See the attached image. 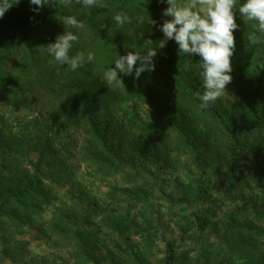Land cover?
Instances as JSON below:
<instances>
[{
  "label": "rangeland",
  "instance_id": "374dc122",
  "mask_svg": "<svg viewBox=\"0 0 264 264\" xmlns=\"http://www.w3.org/2000/svg\"><path fill=\"white\" fill-rule=\"evenodd\" d=\"M242 3L244 0H237V7ZM80 4L86 18L94 15L104 24L121 12L143 18L148 14V23L144 21L142 29L149 32L159 31L163 21L171 19L162 15L167 3L157 0H100L99 5L90 8ZM71 5L48 0L33 11L37 6L20 0L17 8L33 41L12 45L7 39H0V78L18 80L25 70L28 77L25 75L24 81L33 83L25 95L18 91L12 96L9 85L0 89V179L5 183L6 179L31 174L30 162L37 161V150L42 151L46 139L54 152L47 162L58 164L64 173L57 177L60 185L49 189L50 199L41 212L24 214L20 227L10 226V206L6 215H0V264H122L120 258L127 257L125 254L118 261L105 259L109 244H113L107 238H116L106 234L114 232L113 236H117L114 228H122L128 237L124 244H134L133 255L142 252L141 260L146 259L147 264H162L168 255V241L176 247L173 264H242L249 245L238 252L236 241L241 238L245 243L257 242L255 252L264 249V162L255 153L264 145V118L262 125L257 126L246 112L247 105L258 113L264 107V38L257 33L261 42L255 46L248 43L247 36L253 28L251 22L242 20L237 9L235 20L239 27L233 34L238 51L231 57L228 95L206 109L200 108L197 97L204 91L199 77L200 57L179 56L176 42L167 41V47L158 48L157 53L163 58L165 50L171 51L176 61L174 69L171 65L164 75L171 77L168 88L170 94L177 96L174 101L181 108L170 104L166 119L181 118L189 123L182 131L184 139H178L180 130H173L152 109L140 106L132 111L126 103L104 136H100L104 139L103 149L102 141H97L99 135L83 128L56 135L46 133L42 138L43 128L52 122L46 116L42 118L47 108L42 104V83L56 70L52 85L58 95H63L70 92L60 88L71 80L61 76L64 65L57 64L43 46L54 43L65 30L78 34L88 28L85 21H79L82 28L66 29V16L61 17L60 12L69 10ZM151 20L156 23L151 24ZM158 33L156 42L163 39V33ZM71 51L73 55L79 53L75 45ZM260 57L262 64L256 71ZM95 75L94 81L106 83L102 73ZM173 82L193 83L196 91L184 94ZM102 87L109 91L112 86ZM210 108L230 125V131L218 122L216 114L212 117ZM52 128L55 132L56 127ZM101 162L106 169L99 171ZM230 163L229 172L218 170ZM197 189L201 192L199 197ZM59 219L69 225L80 223L82 229L90 225L86 230L98 238L95 250L87 247L76 260L74 248L54 245V238H63L55 233ZM20 250L23 255L10 258Z\"/></svg>",
  "mask_w": 264,
  "mask_h": 264
},
{
  "label": "trees",
  "instance_id": "16d2710c",
  "mask_svg": "<svg viewBox=\"0 0 264 264\" xmlns=\"http://www.w3.org/2000/svg\"><path fill=\"white\" fill-rule=\"evenodd\" d=\"M71 3L72 5L68 8L69 10L61 11L60 15L61 17L73 16L78 21H85L88 28L78 34L73 32L74 35L78 36V41L74 42L73 45H75L77 52L79 51V53H94L95 60L86 63L75 71H72L67 65L63 66L61 76H68L71 80L69 83L64 84L60 90H66V92H70V94L58 95V91L55 90V86L52 85V82L54 81L52 78L56 77V74L54 73L56 70L51 73V76H48L49 78L47 82L42 83V90L44 91L42 93V104L47 105L46 113L43 114L42 118L46 116L47 121L48 118L52 121L51 124L48 122L45 128H43L42 138L46 133H55L56 135L64 130L83 128L91 130L93 133L99 135L97 141H102L103 149H105L103 143L104 139L102 138L104 133L107 131L108 126L110 127L117 118L122 105L129 103V107H132V111L139 109L140 106H147L152 109V111L159 114L161 118H164L166 123L168 121V125L173 130H180L178 132V139L183 140L184 134L182 131L189 127V123L181 118L178 121L166 119V111L170 104L176 106V108H181V105L174 101L177 96H174L175 94H170L168 88L169 85L167 82H171V77L168 76L166 78L164 75L168 67L173 65L174 69V65L176 64L175 59H173V56L169 53L171 51L165 50L163 58L157 53L154 57L155 70L151 72L146 71L138 78L135 77L134 72L131 75L118 73L119 78L123 81L124 88L112 86L108 91L102 87L107 83L99 84L97 81L93 80L96 73H102L104 75V72L108 67H115V64L112 63L118 58L115 53L118 55H126L130 51H140L143 54L146 39H151L154 42L153 47H155V44L157 43L155 40L160 37V34L158 33L160 30H151L150 32L147 30L144 31L142 29L143 24L138 25L136 23L137 16L135 15L130 16L132 17L131 24L117 25L113 20L114 16L109 19V24H104L100 22L98 18L94 17V15L90 18H86L85 9H83L82 6H80L81 4L77 3L76 0H72ZM148 17V14L144 17L146 24L148 23ZM141 33H143L142 36ZM258 35L264 38V35L259 33ZM33 38L34 36H32L24 26V21L19 13L17 4H14L6 11L4 16L0 18V39H7L12 45H18V43L25 45L28 42H32ZM237 44L238 43L235 41L234 53L238 51ZM70 55H73L72 51H70ZM258 61L259 62L254 67L256 71H258V68L262 64V57H260ZM136 66L138 67L139 63H137ZM25 75L26 71L22 70L18 80L8 76L0 78V89H5L9 85L12 90L11 92H13L12 96H15L18 91L24 95L28 94L33 87V83L30 82L29 84L28 81L26 83L24 81ZM27 77L28 75H26V78ZM173 84L184 94H190L194 90L196 91L193 83L187 84L182 82L180 85L179 83L175 84L173 82ZM49 107H51V109H48ZM208 112L212 117L216 114V119L218 117L220 118V121L218 122H221V125L225 127L227 131H230V125L224 122L219 114L217 115V113L213 112L211 108ZM246 112L248 115L252 116L254 125H262L264 107L260 108L258 113L257 109L251 105H247ZM124 116L128 118L127 114H124ZM52 127H56L55 132L52 130ZM101 128L105 129L104 132H102ZM47 135L48 134L45 136ZM47 140L48 139L42 144V151L40 152V149L37 150V161L30 162V167L32 168L31 174H24L21 179L18 177L6 179L5 183L0 179V215L4 216L7 214L6 208L8 206L12 208L9 215L12 217L13 224L10 226L20 227L23 224L24 214L30 216L39 214L42 207L46 205L50 199L51 194L49 189H52L53 186L60 185L57 177L64 173L60 172L58 164L47 162L50 154L54 153L53 151H50L49 146H52V144H49V141ZM247 149L254 151L253 148ZM105 151L108 152V150ZM255 153L257 157L261 158L264 162V145H260L256 148ZM230 165L232 164H226V167L221 165L218 170L229 172ZM98 166H101L99 171L104 168L106 169V164L104 166L102 162L98 163ZM257 180H259V178H257ZM262 184H264L263 180ZM197 190V196L199 197L201 192H199V189ZM128 191L129 190H125V192ZM59 224L61 225L60 228ZM79 224L80 223H70L69 225L67 221L59 219L58 224L55 226L57 228L55 233L63 238H54L53 240V243L56 246L63 245L72 249L74 248L73 255L76 256V260L83 256L82 253H85L87 247L91 246L90 248L95 250V247L97 246L96 241L98 240V238H96L97 236H93L88 230H86L90 225H88L86 229L85 227L82 229L79 227ZM114 229L117 236H113L114 232L106 234L107 236L110 235L116 238H107L110 239V241L112 240L113 244L111 246L109 244L108 251H106L108 256L105 259L108 261H118V258L125 254L127 257L120 258L122 264H147L148 262L146 259L141 260V257H144L142 252H137L133 255L136 250L134 244H124L126 240H128V237L124 236L122 228ZM91 239H93V242ZM4 241L5 238H2V242ZM236 242L239 246L238 252L240 249L242 250L249 245L248 251L242 256L244 261L242 264H264V249L255 252L256 247H258L257 242L245 243L244 238H241V240ZM175 249L174 242H166V251L168 255L164 258L162 264H173V260L175 259ZM129 251L132 252L133 256H130ZM4 253H6V250H4ZM22 253V250L14 252L10 258L14 259L20 257V255H23ZM92 258H94V254ZM138 258L139 260H137ZM208 264L221 263L213 261L208 262ZM222 264L234 263L233 261H230Z\"/></svg>",
  "mask_w": 264,
  "mask_h": 264
},
{
  "label": "clouds",
  "instance_id": "9594fccd",
  "mask_svg": "<svg viewBox=\"0 0 264 264\" xmlns=\"http://www.w3.org/2000/svg\"><path fill=\"white\" fill-rule=\"evenodd\" d=\"M20 0H0V18L14 4ZM67 6L72 0H58ZM85 8L100 4V0H76ZM158 3L166 2L168 7L163 9L162 15L170 17L165 19L159 30L163 33V39L159 40L155 47L151 39H146L145 50L142 52H128L126 55H115L118 57L112 63L115 67H108L104 72V80L107 85L124 88L119 74L131 75L135 73L138 78L144 72L155 70L154 57L157 49L165 47L167 41L174 40L178 45V55H198L200 57L199 77L204 89L203 94L197 93L200 100V108L206 109L218 99L227 94L226 86L231 83L232 71L231 57L235 50L234 30L238 29L235 20L236 10L245 22H251L253 31L248 34L250 45L259 44L260 37L257 33L264 35V0H244L237 7V0H157ZM30 5L38 11L48 3V0H29ZM117 25L132 23V17L126 12H121L113 17ZM136 23H144L143 16L136 17ZM151 20V24H155ZM66 29L82 28L83 25L73 16H67L63 20ZM143 33H141L142 36ZM78 41V36L72 31L65 30L64 34L58 35L54 43L43 46L55 62L61 66L67 65L72 71L93 62L95 55L92 52H80L70 55L73 43ZM115 47V46H114ZM137 63L139 66L137 67ZM187 67V66H186Z\"/></svg>",
  "mask_w": 264,
  "mask_h": 264
}]
</instances>
